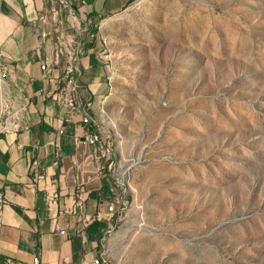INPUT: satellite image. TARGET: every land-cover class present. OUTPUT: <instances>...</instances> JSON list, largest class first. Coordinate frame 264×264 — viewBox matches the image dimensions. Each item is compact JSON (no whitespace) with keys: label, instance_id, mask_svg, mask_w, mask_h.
I'll return each instance as SVG.
<instances>
[{"label":"rangeland","instance_id":"rangeland-1","mask_svg":"<svg viewBox=\"0 0 264 264\" xmlns=\"http://www.w3.org/2000/svg\"><path fill=\"white\" fill-rule=\"evenodd\" d=\"M99 30L97 147L120 202L101 264H264V0H135ZM1 69L0 131L25 102Z\"/></svg>","mask_w":264,"mask_h":264},{"label":"crops","instance_id":"crops-1","mask_svg":"<svg viewBox=\"0 0 264 264\" xmlns=\"http://www.w3.org/2000/svg\"><path fill=\"white\" fill-rule=\"evenodd\" d=\"M68 1L63 9L60 0H0V66L25 101L16 124L0 131L2 264H96L119 207L111 164L86 136L110 90L99 29L135 0ZM60 22L83 48L73 107L61 90L71 87L69 60L55 52Z\"/></svg>","mask_w":264,"mask_h":264},{"label":"built area","instance_id":"built-area-1","mask_svg":"<svg viewBox=\"0 0 264 264\" xmlns=\"http://www.w3.org/2000/svg\"><path fill=\"white\" fill-rule=\"evenodd\" d=\"M61 4L64 6V7H68L69 6V1L68 0H60ZM83 48H82V42L80 40L79 44H78V56H77V61L79 60V57H80V53L82 52ZM42 68L43 69H46L47 68V64L46 63H43L42 64ZM72 70V69H71ZM71 70L65 74L66 75V83H70L71 84V87H67L64 86L61 88L62 92L66 93L67 95V105L69 107H73L75 106V103L78 99V96L76 94V89L74 87L75 85V73H74V69H73V72H71ZM1 76L3 78H5L7 76V70L5 68H2L1 69ZM83 121L85 123H89L90 122V118H89V115H86L83 117ZM86 139L88 140V142L90 144H94V145H97L98 142H99V133L94 130V131H91L87 136H86ZM35 263H38L39 261V258L38 257H35L34 259ZM95 263L96 264H101L102 263V260L100 257L96 258L95 259Z\"/></svg>","mask_w":264,"mask_h":264}]
</instances>
